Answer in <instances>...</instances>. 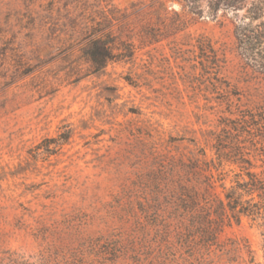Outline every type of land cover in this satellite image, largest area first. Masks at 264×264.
Listing matches in <instances>:
<instances>
[{
    "label": "rangeland",
    "instance_id": "obj_1",
    "mask_svg": "<svg viewBox=\"0 0 264 264\" xmlns=\"http://www.w3.org/2000/svg\"><path fill=\"white\" fill-rule=\"evenodd\" d=\"M155 1L0 0V264H264V208L217 220L208 167L222 157L227 189L240 161L264 178V75L220 11L139 46L141 25L180 12ZM111 12L95 71L83 38ZM196 41L223 59L219 83Z\"/></svg>",
    "mask_w": 264,
    "mask_h": 264
},
{
    "label": "trees",
    "instance_id": "obj_2",
    "mask_svg": "<svg viewBox=\"0 0 264 264\" xmlns=\"http://www.w3.org/2000/svg\"><path fill=\"white\" fill-rule=\"evenodd\" d=\"M162 1L163 0L155 1L149 6V9L153 11L157 4L163 3ZM170 1L178 2L181 5L180 12H169L165 7L159 12L156 17V22L141 25L135 35L139 41V46L145 47L160 43L163 40L169 39L171 36L183 32L186 27V15H193L198 18L205 17L214 20L217 18L218 12L220 11L223 15H230L235 20L234 36L240 57L254 68L255 71L264 75V0ZM110 16L111 18L107 25L102 26L96 23L95 27H89L83 38L85 41L83 52L92 62L95 71L103 68L113 56V48H115V45L108 41L110 38L109 27L112 25V22L120 21L121 16H118L117 12H111ZM125 25V23H122L120 28L124 29ZM127 45L131 51H134L135 45L133 43H128ZM195 46L200 52L210 53V60L206 58V63L208 62L210 69L213 70L214 77L212 80L215 83H219L218 74L224 64L223 59L218 56L216 50L209 42L196 41ZM246 117L250 120L253 119V116L249 114L243 117L244 120ZM221 148L224 147L216 149L219 152ZM235 150H237V156H240L239 149ZM221 159L222 157L216 161L210 160V166H208L210 169V188H213V171H215L217 173V179L215 178V180L220 183L219 186L223 190L225 199V202L220 200L217 205L219 207L215 213L216 219L220 220L224 216L228 218V220L230 218L231 220L238 221L240 215L252 217L259 216L262 208H264L261 205L264 201V178H260L258 174L250 172L249 169L252 165L249 161H240L239 163L243 165L240 166L241 173L234 175L235 179L232 181L233 185L227 189L224 185V176L226 173L222 169ZM244 165L248 167L246 168ZM245 178L247 180H245ZM254 193H257L260 201L255 203L252 202V199L243 201L242 198L244 195L251 196ZM184 204L185 201L179 198L176 199L174 206L176 210L181 209L185 212L188 207ZM177 212L178 211H176V214ZM228 212L229 215L227 214ZM175 216L178 215H174V217Z\"/></svg>",
    "mask_w": 264,
    "mask_h": 264
}]
</instances>
